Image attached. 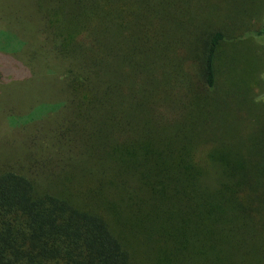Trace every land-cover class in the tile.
<instances>
[{"label": "trees", "instance_id": "obj_1", "mask_svg": "<svg viewBox=\"0 0 264 264\" xmlns=\"http://www.w3.org/2000/svg\"><path fill=\"white\" fill-rule=\"evenodd\" d=\"M176 12L0 0V83L42 93L0 114V264H264V106Z\"/></svg>", "mask_w": 264, "mask_h": 264}, {"label": "rangeland", "instance_id": "obj_2", "mask_svg": "<svg viewBox=\"0 0 264 264\" xmlns=\"http://www.w3.org/2000/svg\"><path fill=\"white\" fill-rule=\"evenodd\" d=\"M168 1L188 22L221 28L225 40L220 44V56L216 61L219 85L230 90L232 100L236 99L242 107H263L264 35L257 36L255 32L264 28V4L246 10L237 0H194L191 7L187 2ZM30 83L14 87L0 83V114L4 113L7 103L24 109L37 102L42 93L37 83ZM226 89L223 93H227Z\"/></svg>", "mask_w": 264, "mask_h": 264}]
</instances>
